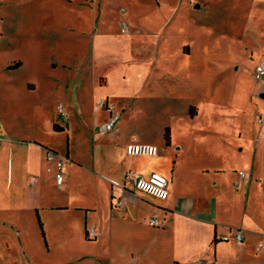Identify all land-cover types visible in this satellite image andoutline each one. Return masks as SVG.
<instances>
[{"label":"rangeland","instance_id":"obj_1","mask_svg":"<svg viewBox=\"0 0 264 264\" xmlns=\"http://www.w3.org/2000/svg\"><path fill=\"white\" fill-rule=\"evenodd\" d=\"M261 58L264 0H0V135L8 142L0 152V264H170L166 244L147 250L141 242L158 240L147 219L157 226L159 218L148 207L137 220L114 216L94 239L72 209L40 208V223L34 206L72 201L96 207V216L105 212L103 173L120 179L133 158L121 153L115 129L98 128L113 93L123 95V132L159 153L170 139L161 161L182 165L179 184L202 183L201 167L225 169L228 184L234 168H247L264 121V78L254 70ZM127 69L123 82L119 70ZM105 75L111 79L103 85ZM67 122L68 131L54 129ZM35 140L63 157L67 185L44 177L35 190L28 182L26 156L36 165L44 158ZM68 150L75 162L66 160ZM155 157L134 166L151 167ZM238 261L225 253L218 264ZM244 261L264 264V248L247 247Z\"/></svg>","mask_w":264,"mask_h":264},{"label":"crops","instance_id":"obj_2","mask_svg":"<svg viewBox=\"0 0 264 264\" xmlns=\"http://www.w3.org/2000/svg\"><path fill=\"white\" fill-rule=\"evenodd\" d=\"M21 65L22 63L16 67L9 68L6 72H12ZM129 69H131L132 72L139 71V67L137 66ZM129 69L119 70L121 71V76L119 75L120 79L122 78L124 80ZM114 74L110 76L114 77ZM110 76H106V82L101 84H108L111 79ZM123 82H125V80ZM28 85L29 87L35 86L33 83H29ZM122 97L123 95L113 93L111 96L107 95L105 100L114 107V111L120 113L119 108H123V105L117 104V101ZM262 107L264 110V106ZM107 112L109 115L105 121H107L111 115L109 109H107ZM117 123L112 129H115L112 134L115 139L123 140L121 144L117 146L122 150L121 153L126 156L129 155L126 151V145L128 143L143 141L136 140L137 136L135 134L123 132L122 128L117 127ZM67 124V129H57L54 124V129L68 131L70 129V123L67 122ZM98 128L102 134L112 131H103L100 125H98ZM7 143L8 142L0 135V152L8 148ZM31 145L45 146L44 158L40 165H36L35 159L31 156H26L25 160V168L28 169L27 174H30L28 176V182L32 184L35 183L36 186L33 189L38 190L44 177H46L45 179H47V177L55 178L56 181V165L55 168L51 170L48 169L49 166L45 167L44 160L46 159V148L51 147H48L38 140L31 142ZM169 145H171L170 140L167 142L163 152L155 155L156 161L151 167H135L134 163L138 159L151 158V156L147 155H138L139 157L137 158L136 156H132L131 163L121 170L120 179L116 178L113 173H103L105 177L102 178L101 181L107 187V207L105 212L100 213L99 216H96L98 211L96 207H90L87 204L73 205L71 198V202H68L69 204L52 203L47 205L36 202L34 208L41 222L43 219L40 214V208L47 211L72 209L73 212L71 213L75 214L77 216L76 218H84L85 237L87 231L93 228L97 234V237L94 239H97L99 234L105 232L109 227L111 228L114 216H127L137 220L140 212L146 211L148 207V209H151L150 214L152 213L159 218V224L153 226L154 229L157 230L155 236L158 237V240L154 238L151 240L142 239L141 242L147 250L158 245L166 244L165 255H168L170 264H188L194 261H204L206 264H218L225 253L233 254V257H238L239 261L237 264H244V262H246L244 261V250L251 245H256L257 248L258 245L264 244V167H262L264 164V121L256 131L255 145L251 153L252 158L250 157V161L247 164L248 170L245 167H240L239 170L234 168L228 184L222 177V173L225 172V169L216 167L213 169L201 167L197 170L196 179H201L202 183H191L186 181L185 178V182L179 184L178 181L184 176L182 173V165L177 164L175 166L171 163L167 165L161 161L163 158H167L165 157V152ZM181 149L182 147L180 143H178L177 151ZM72 156L73 154L71 155L68 150L66 160L75 162ZM73 162L70 164L73 165ZM64 165L65 162L63 160L62 172L64 180L61 185L62 187L65 185V182L66 185L68 182L67 175H65L64 171ZM240 171H244L246 177L240 178ZM49 172L52 173L53 176H49ZM131 172H136L146 177L152 172L163 174L168 179L169 196L163 203L153 202L152 199H164L156 198L135 189L129 180ZM173 175L176 177L175 182L173 180ZM210 176L213 177L212 181H209V183L204 182L206 181L205 178L207 177V179H209ZM32 177H35L34 182L30 181ZM10 181L13 182V177L11 178L8 176L6 186L10 184ZM237 181L239 182L237 183ZM108 182L111 183V185H108ZM114 182L119 184L117 192L114 191ZM35 190H33V193ZM119 198L123 201L121 205L117 204ZM147 220V222H149L150 219ZM239 229H242L245 234L241 244H238L237 241L232 238ZM161 236H168V241L170 242L159 239ZM209 251H212V256L210 255V257L207 255ZM240 254L241 259L239 257Z\"/></svg>","mask_w":264,"mask_h":264},{"label":"built area","instance_id":"obj_3","mask_svg":"<svg viewBox=\"0 0 264 264\" xmlns=\"http://www.w3.org/2000/svg\"><path fill=\"white\" fill-rule=\"evenodd\" d=\"M254 70L257 78L260 79L264 78V58H261L257 62ZM106 105H108L107 102ZM107 109L111 111V115L107 121H105L100 125V128L103 131L112 130L120 118L119 112L114 111V107L112 105L107 106ZM59 111L67 119V115L64 112L62 105H60ZM126 151L130 156H138V155L155 156L159 153V148L156 144L149 142H130L126 145ZM46 159L50 163H55L56 183L58 186H61L64 180V175L62 172L63 157L56 150L52 148H47ZM48 169L51 170L52 168L49 167ZM239 176L240 178L246 177V173L244 171H240ZM129 180L131 181L135 189L143 191L156 198L166 199L169 196L168 179L166 176H164L159 172H152L148 177L138 174L136 172H131L129 175ZM30 181L34 182L35 177H32ZM238 182L239 181H237V183ZM122 202H123L122 199L119 198L117 204L121 205ZM149 223L151 225H156L157 221L155 218H150ZM90 235L93 237L96 236L95 230L93 228L90 229ZM244 236H245L244 231L242 229H239L235 232L232 238L236 240L239 244H241L242 241L244 240ZM263 246L264 244H260L257 246V249L259 250ZM188 264H206V262L194 261V262H189Z\"/></svg>","mask_w":264,"mask_h":264},{"label":"trees","instance_id":"obj_4","mask_svg":"<svg viewBox=\"0 0 264 264\" xmlns=\"http://www.w3.org/2000/svg\"><path fill=\"white\" fill-rule=\"evenodd\" d=\"M169 140H170V139L168 138V139H167V142H169ZM38 217H39V216H38ZM39 221H40V223H41V219H40V218H39Z\"/></svg>","mask_w":264,"mask_h":264},{"label":"water","instance_id":"obj_5","mask_svg":"<svg viewBox=\"0 0 264 264\" xmlns=\"http://www.w3.org/2000/svg\"><path fill=\"white\" fill-rule=\"evenodd\" d=\"M198 6V5H197Z\"/></svg>","mask_w":264,"mask_h":264}]
</instances>
